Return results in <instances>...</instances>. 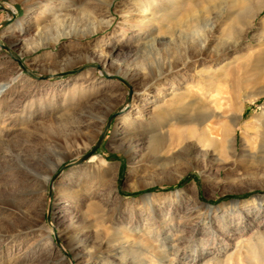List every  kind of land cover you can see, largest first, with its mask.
I'll return each mask as SVG.
<instances>
[{"label":"rangeland","instance_id":"obj_1","mask_svg":"<svg viewBox=\"0 0 264 264\" xmlns=\"http://www.w3.org/2000/svg\"><path fill=\"white\" fill-rule=\"evenodd\" d=\"M150 1L0 0V264H264V9L230 25L263 0ZM226 35L241 45L216 56ZM220 109L235 149L208 143ZM173 110L197 136L166 160L152 129Z\"/></svg>","mask_w":264,"mask_h":264},{"label":"bare ground","instance_id":"obj_2","mask_svg":"<svg viewBox=\"0 0 264 264\" xmlns=\"http://www.w3.org/2000/svg\"><path fill=\"white\" fill-rule=\"evenodd\" d=\"M154 1L155 0H152L147 5L142 6V9H141L142 12L141 13L143 14V13L150 12V14H153L152 16H156L157 13H159L161 11H165V10L170 9V8L176 9L178 7L177 5L181 3L180 0H175V1H173V0H166L167 1L166 3H162V5H159L158 6V5L154 4ZM246 1H250V0H246ZM263 9H264V0L259 5H257V6H254V7L253 6H251V7L249 6V7L242 8V9L236 11L235 13H233L231 15L232 18L230 20L231 21L230 25L233 26L238 21L245 20V19H247L249 17L253 19ZM47 10L48 11H52L53 9L48 8ZM12 11L14 13H16V10L14 8H12ZM151 18H153V17H151ZM143 19H145V18H143ZM219 19L221 20V17ZM148 20H149V18H148ZM101 23H102V20L100 21V24ZM263 23H264V21H263ZM100 24H98V25L95 24L93 26V28L90 30V33L96 32L101 27ZM211 26H212L211 28H214L216 26V24L213 23ZM59 36L60 35H58V37ZM261 37H263V35H261ZM202 38H203V36L200 35V36H197V37L191 39L190 49L196 50L198 53L201 52L204 49H209L211 47V44L214 41H212V39H207L205 37L203 38L204 40H202ZM56 39H58V38H55V40ZM241 42H242V36H236V35L235 36H233V35H228L227 36L226 35L224 37H221L219 39V43H218L219 46H217V45L215 46V49H216V52H215L216 54L215 55L216 56H219L221 54L227 53L230 50L237 49V48L240 47ZM41 45H44V44L40 40L37 43V46L39 47ZM146 45H149V41H148V43H146ZM200 58L201 57L195 56V57L191 58V60H197V59H200ZM188 60L185 61V63L188 62ZM185 63H184V65H185ZM180 67H181L180 65L175 64V65L170 66L167 69H159V70H156V71L149 70L148 75H146L145 77H147L149 80H151L150 81L151 82L150 83L151 85H154V84H156L159 81L167 80V78L169 76V73L172 72V71H174V70L179 69ZM255 79H256V81H259L262 84L259 87V89H261V91L259 93H256V94L252 95L251 97H249V100L252 101V102L258 100L261 96L264 95V73L262 74V73L258 72L255 75ZM9 88H10V84L9 83H7V82L6 83H1L0 84V97L4 96L7 93V91L9 90ZM146 90H147V87H146ZM182 97H183V95L176 96V97H174V98L171 99V102L174 103V104H176V105L177 104H180L181 101H182ZM229 100L227 99V102ZM156 109L159 110V113H160V106L159 105L154 107V110H156ZM240 109H241L240 110V112H241L242 111V108H240ZM176 113H178L177 110L169 111L168 112V116L170 118L167 120L164 117L163 120L158 121L157 126H155L152 129V132H153L152 137L155 138L158 142H160L161 148L166 147V150L168 152H170V154H171V156L170 157H167L166 160H170L171 158H173L174 155H175L174 152H175L176 149H178L181 146H183L187 141L195 138L194 135L197 136L196 135V132L197 131L194 132V129H191V131H190L189 128L186 127L185 125H180V126L175 127V128H167L168 123L170 122V120L176 118V117H174V114H176ZM221 113H222V110L220 109V110H214L212 112H203L200 115L201 118H204L205 120H208L209 121V125H208L209 126V128H208L209 129L208 130L209 135L208 136L210 137V139L208 138L209 139V142L208 143H211V144L213 143L214 144L217 141L218 142L221 141L224 144H228V146L230 147V149H235L236 136L234 135V128L232 127L231 123L228 120H226V121H224V123H222L218 127H215L214 126V125H216L215 124L216 123L215 117L217 115L221 114ZM235 117L237 118V122H238V120H240V115H237ZM134 120H138V116ZM131 124H132V127H131L130 130L136 131L135 129L137 127H139L140 125H142L143 124V121L142 120H140V122H137V121H134L133 122L132 121ZM2 132L3 131L0 130V133H2ZM224 137H227V139L223 140ZM131 138H133V137H131ZM130 140H132V139H130ZM149 140H150V138H149ZM131 148L132 149H135L136 146L131 144ZM9 237H11V235ZM164 238L167 239V237H164ZM80 240H83V239H80ZM201 245L203 246V242L201 243ZM203 248H204V250H206V248H207L206 244L204 245ZM120 262L122 264H141L138 261H136L134 259H131V258H122V259H120Z\"/></svg>","mask_w":264,"mask_h":264},{"label":"water","instance_id":"obj_3","mask_svg":"<svg viewBox=\"0 0 264 264\" xmlns=\"http://www.w3.org/2000/svg\"><path fill=\"white\" fill-rule=\"evenodd\" d=\"M6 9V8H5ZM6 10H8V9H6ZM9 11V10H8ZM108 125H109V122H108V124L106 125V128H105V130L108 128ZM105 130H104V132H102V134H101V137L99 138V140H98V142L96 143V145L89 151V152H87L80 160H78L77 162H75V163H79V162H82L85 158H87L89 155H92L95 151H96V149L98 148V146L101 144V142H102V140H103V137H104V134H105ZM70 165H72V164H70ZM70 165H67V166H70Z\"/></svg>","mask_w":264,"mask_h":264}]
</instances>
